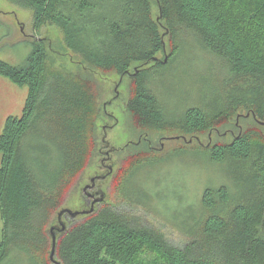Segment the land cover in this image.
<instances>
[{"label":"trees","instance_id":"1","mask_svg":"<svg viewBox=\"0 0 264 264\" xmlns=\"http://www.w3.org/2000/svg\"><path fill=\"white\" fill-rule=\"evenodd\" d=\"M7 1L32 10L35 30L56 26L65 47L93 69L123 77L134 63L154 62L138 67L127 102L144 128L203 132L238 109L264 128V0ZM167 35L170 60L190 39L220 64L219 88L197 96L179 116L165 112L151 88L160 67L153 58L164 51ZM46 59L38 40L21 64L0 60V76L27 89L21 113L8 116L0 132V264H52L46 229L94 129L90 87L47 69ZM208 147V158L228 181L205 188L199 209L179 217L183 243L107 205L59 234L55 258L61 264H138L148 252L157 264H264V137L244 129Z\"/></svg>","mask_w":264,"mask_h":264},{"label":"rangeland","instance_id":"2","mask_svg":"<svg viewBox=\"0 0 264 264\" xmlns=\"http://www.w3.org/2000/svg\"><path fill=\"white\" fill-rule=\"evenodd\" d=\"M151 10L153 19H156L159 10L154 2H151ZM161 31H164L163 27ZM38 40H42L46 48L47 69L65 72L82 81L93 94L90 122L94 124V129L87 136L84 158L69 191L48 224L46 231L49 238L52 240L51 227L61 228L57 217L61 209L90 210L83 188L90 183L92 176L102 172V126L112 125L117 120L115 127L107 130L106 140L114 148L122 147V151L116 150L111 157L115 166L102 186L105 200L95 201V209L107 205L123 209L139 225L158 230L174 244L183 243L186 237L179 226V217L183 216L187 208L199 209L205 188L214 189L228 181L224 170L212 164L208 158V146L227 143L232 135L244 129L254 130L264 137V128L257 126L251 117L245 118L247 112L243 109L230 114L212 130L203 132L183 134L174 130L144 128L138 117L127 108V102L134 93V69L150 68L154 62L146 66L134 63L130 67V74L123 77L112 70L93 69L65 47L56 26L44 25L37 31L33 27L31 9L0 0V60L13 65L21 64L30 51V45ZM172 48L167 35L164 37V51L156 55L163 63L151 76V88L164 111L179 116L182 108L191 104L197 96L219 88L220 64L190 39L180 47L178 55L170 60ZM26 93L25 87L0 76V132L8 116L21 113ZM140 134L146 136L155 147L159 146L160 140H164L163 149L153 151L142 140L139 145L123 150L129 140L136 143ZM84 216L72 218L65 214L63 223L69 227L83 220ZM53 233L57 241L61 232L54 230ZM137 259L138 264H157L154 255L148 252L142 253Z\"/></svg>","mask_w":264,"mask_h":264},{"label":"flooded vegetation","instance_id":"3","mask_svg":"<svg viewBox=\"0 0 264 264\" xmlns=\"http://www.w3.org/2000/svg\"><path fill=\"white\" fill-rule=\"evenodd\" d=\"M166 61V60H165ZM155 63H163L161 61H159L158 59L155 60ZM138 71L133 72V76H135V74ZM127 74H130L129 72ZM132 112V111H131ZM133 113V112H132ZM109 118H112V115L108 114ZM113 119V118H112ZM114 120V119H113ZM117 124V120H115V122L112 125H108L105 124L104 126H102V130H103V136H102V143H103V148L101 149V154H102V159H101V168H102V172L100 174H95L94 176H92L89 179L88 184H86L84 187H86L85 190H83L84 194L86 195L85 200L87 202H89L90 204V210H92V212L95 209V204L94 202L101 196L104 195V199L101 201L103 202L105 200V191L103 190L102 186L105 184L106 180L111 176V174L113 173L114 170V162H112V155L113 153H115V151H122V147L121 148H114L113 146H110L109 142L106 140V133L108 129H112L115 127V125ZM181 139L184 140L183 137H179ZM163 139V138H162ZM165 139V138H164ZM146 141L149 148L153 151H159L162 150L164 147V140H160L159 142V146L155 147L153 145L150 144V141L147 140V137L140 134L139 139L137 140L136 143H134L132 140H129L125 146L123 147V150H125L126 148H129L130 146L133 145H139L141 142ZM93 201V202H92ZM65 214H63L60 218H58L59 223L63 222V218H64Z\"/></svg>","mask_w":264,"mask_h":264},{"label":"water","instance_id":"4","mask_svg":"<svg viewBox=\"0 0 264 264\" xmlns=\"http://www.w3.org/2000/svg\"><path fill=\"white\" fill-rule=\"evenodd\" d=\"M153 60L155 61V60H157V58L154 57ZM135 71H138V69L135 68ZM85 189H86V187L83 188V190H85ZM103 199H104V195H101L96 201H102ZM91 212H92V210H89V211H71L68 208H63V209H61L58 212L57 217L60 218L63 214H69L73 218V217H75L77 215H84V214H88V213H91ZM60 225H61V228H58L56 226H53V227L50 228V232L52 233V240H51V249H50V252H49V261L52 264H61L55 258L56 239H55L54 233H53L54 230H57V231H59L61 233L65 231V229H66L65 224L63 222H60Z\"/></svg>","mask_w":264,"mask_h":264}]
</instances>
